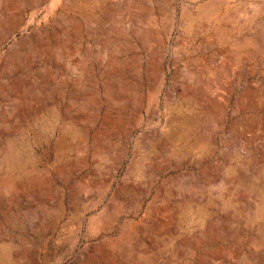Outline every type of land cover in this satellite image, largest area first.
<instances>
[{
	"label": "rangeland",
	"instance_id": "rangeland-1",
	"mask_svg": "<svg viewBox=\"0 0 264 264\" xmlns=\"http://www.w3.org/2000/svg\"><path fill=\"white\" fill-rule=\"evenodd\" d=\"M0 264H264V0H0Z\"/></svg>",
	"mask_w": 264,
	"mask_h": 264
}]
</instances>
